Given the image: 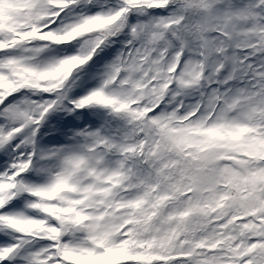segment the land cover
Listing matches in <instances>:
<instances>
[{"label":"snow or ice","instance_id":"obj_1","mask_svg":"<svg viewBox=\"0 0 264 264\" xmlns=\"http://www.w3.org/2000/svg\"><path fill=\"white\" fill-rule=\"evenodd\" d=\"M0 264H264V0H0Z\"/></svg>","mask_w":264,"mask_h":264}]
</instances>
